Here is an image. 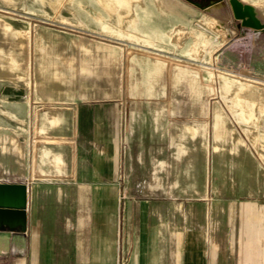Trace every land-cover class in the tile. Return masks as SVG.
<instances>
[{
    "label": "crops",
    "instance_id": "0c3cea01",
    "mask_svg": "<svg viewBox=\"0 0 264 264\" xmlns=\"http://www.w3.org/2000/svg\"><path fill=\"white\" fill-rule=\"evenodd\" d=\"M96 1L108 14L104 22L93 15L104 28L116 19L120 29L131 19L119 12L126 8L134 17L129 26L145 37L136 15L142 0ZM175 2L200 13L206 27L211 19L219 22L227 42L216 52L249 35L228 0ZM104 92L106 98L112 93ZM139 95L150 102L159 93L143 96L141 89ZM121 114L116 99L75 100L41 116L37 141L0 136V185L24 186L26 196L23 214L7 218L24 241L0 245V264H264V202L239 194L208 204L206 143L186 134L177 146L169 113L168 120L152 103L134 106L126 130Z\"/></svg>",
    "mask_w": 264,
    "mask_h": 264
},
{
    "label": "rangeland",
    "instance_id": "374dc122",
    "mask_svg": "<svg viewBox=\"0 0 264 264\" xmlns=\"http://www.w3.org/2000/svg\"><path fill=\"white\" fill-rule=\"evenodd\" d=\"M247 1L264 21V0ZM142 2L136 15L145 37L129 26L134 17L126 8L119 12L131 23L119 29L112 19L104 28L93 15L104 22L108 14L96 0H0V73L18 71L16 78L0 75V136L37 141L38 120L49 110L109 98L119 100L126 130L134 106L152 103L167 119L169 113L177 146L186 134L207 144L202 170L208 204L239 194L264 202V32L254 37L249 30L216 52L227 42L218 21L206 27L200 13L175 0ZM141 89L143 96H159L143 101ZM49 93L56 101L43 102ZM172 102L181 106L176 117Z\"/></svg>",
    "mask_w": 264,
    "mask_h": 264
},
{
    "label": "water",
    "instance_id": "95a60500",
    "mask_svg": "<svg viewBox=\"0 0 264 264\" xmlns=\"http://www.w3.org/2000/svg\"><path fill=\"white\" fill-rule=\"evenodd\" d=\"M228 5L234 20L239 21L241 27L264 32V21L254 6L243 4L239 0H228ZM195 6L200 7L198 4ZM25 198L24 186L0 185V245H8L11 240L24 241V235L16 232L7 218L9 214H23ZM4 227L9 230L6 231Z\"/></svg>",
    "mask_w": 264,
    "mask_h": 264
},
{
    "label": "bare ground",
    "instance_id": "6f19581e",
    "mask_svg": "<svg viewBox=\"0 0 264 264\" xmlns=\"http://www.w3.org/2000/svg\"><path fill=\"white\" fill-rule=\"evenodd\" d=\"M127 21H130V23H131V19H129V20H127ZM126 23V22H125ZM131 25H132V23H131ZM132 40H136V39H138V37H137V35H132V37H130ZM83 71V70H82ZM0 75L1 76H9V77H14V78H16V76L18 75V71H17V69L16 68H14V69H12V70H10V69H8V71H5V72H3V73H0ZM42 85H40V87H41ZM49 96H51V98L52 99H56V97H55V93H49L48 94ZM47 98H49L48 96H46ZM239 98H244V95H239ZM179 104L180 103H178V102H174V105L172 106L175 110L177 109V110H181L180 108H181V106L179 107ZM178 113V112H177Z\"/></svg>",
    "mask_w": 264,
    "mask_h": 264
},
{
    "label": "built area",
    "instance_id": "2783aa9c",
    "mask_svg": "<svg viewBox=\"0 0 264 264\" xmlns=\"http://www.w3.org/2000/svg\"><path fill=\"white\" fill-rule=\"evenodd\" d=\"M118 264H121V259L118 261Z\"/></svg>",
    "mask_w": 264,
    "mask_h": 264
}]
</instances>
